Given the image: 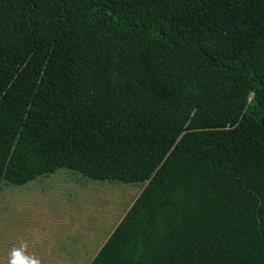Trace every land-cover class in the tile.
Segmentation results:
<instances>
[{
  "label": "trees",
  "instance_id": "1",
  "mask_svg": "<svg viewBox=\"0 0 264 264\" xmlns=\"http://www.w3.org/2000/svg\"><path fill=\"white\" fill-rule=\"evenodd\" d=\"M141 190L88 264H264V0H0V184Z\"/></svg>",
  "mask_w": 264,
  "mask_h": 264
},
{
  "label": "rangeland",
  "instance_id": "2",
  "mask_svg": "<svg viewBox=\"0 0 264 264\" xmlns=\"http://www.w3.org/2000/svg\"><path fill=\"white\" fill-rule=\"evenodd\" d=\"M140 184L92 181L58 170L22 186L0 184V264L21 241L41 264H58L67 244L94 229L99 241L71 264H88L136 197ZM92 231V230H91ZM96 239V237L94 238Z\"/></svg>",
  "mask_w": 264,
  "mask_h": 264
},
{
  "label": "crops",
  "instance_id": "3",
  "mask_svg": "<svg viewBox=\"0 0 264 264\" xmlns=\"http://www.w3.org/2000/svg\"><path fill=\"white\" fill-rule=\"evenodd\" d=\"M56 173V172H55ZM53 173V174H55ZM141 190V187L138 188V192H137V195L139 194ZM136 195V196H137ZM136 198V197H135ZM134 198V199H135ZM133 199V200H134ZM132 202H130L129 206L131 205ZM128 206V207H129ZM128 209V208H127ZM126 209V210H127ZM125 213V212H124ZM123 216V215H122ZM121 219V218H120ZM119 222V221H118ZM117 222V223H118ZM116 226V225H115ZM114 226V227H115ZM92 230V231H91ZM94 229H90L88 230L89 232H86L85 233H82L80 234V241L78 242H75L74 244L70 243V244H67V247H68V250L66 252V254H63L62 257H61V260L58 264H71L72 261H77L78 259H80L85 253H87L89 251V248L91 247V245H94L93 243H96L97 241H99V237L98 235H96V233L93 231ZM113 230V229H112ZM111 230V231H112ZM111 233V232H110ZM109 233V234H110ZM108 234V235H109ZM96 237V239H94ZM108 237V236H107ZM106 237V238H107ZM106 240V239H105ZM104 240V241H105ZM104 241L102 242V244L104 243ZM101 244V245H102ZM100 245V247H101ZM99 247V248H100ZM98 248V249H99ZM98 251V250H97ZM96 251V252H97ZM96 252L93 254L92 258L94 257V255L96 254ZM91 258V259H92ZM91 261V260H90Z\"/></svg>",
  "mask_w": 264,
  "mask_h": 264
},
{
  "label": "clouds",
  "instance_id": "4",
  "mask_svg": "<svg viewBox=\"0 0 264 264\" xmlns=\"http://www.w3.org/2000/svg\"><path fill=\"white\" fill-rule=\"evenodd\" d=\"M29 243L21 241L19 246H14L8 254L7 264H41L39 259L29 253Z\"/></svg>",
  "mask_w": 264,
  "mask_h": 264
}]
</instances>
